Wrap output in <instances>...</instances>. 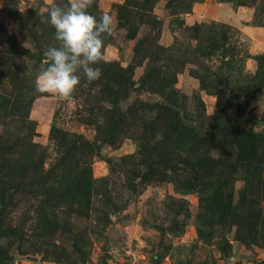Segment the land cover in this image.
<instances>
[{"label": "rangeland", "instance_id": "rangeland-1", "mask_svg": "<svg viewBox=\"0 0 264 264\" xmlns=\"http://www.w3.org/2000/svg\"><path fill=\"white\" fill-rule=\"evenodd\" d=\"M50 2L0 0V264H264V47L185 19L264 0H94L116 26L67 99L35 87Z\"/></svg>", "mask_w": 264, "mask_h": 264}, {"label": "clouds", "instance_id": "clouds-1", "mask_svg": "<svg viewBox=\"0 0 264 264\" xmlns=\"http://www.w3.org/2000/svg\"><path fill=\"white\" fill-rule=\"evenodd\" d=\"M93 4L94 0H66L60 6L51 0L48 23L55 29L54 39L58 46L44 50L47 67L35 82L36 91L67 99L82 77L88 83L100 79L102 70L96 65L105 60L102 37L111 36L116 25L107 12L99 19L92 15L89 9Z\"/></svg>", "mask_w": 264, "mask_h": 264}, {"label": "crops", "instance_id": "crops-1", "mask_svg": "<svg viewBox=\"0 0 264 264\" xmlns=\"http://www.w3.org/2000/svg\"><path fill=\"white\" fill-rule=\"evenodd\" d=\"M205 5L204 7L195 6L193 11L185 18L186 21L195 22L204 17H212L229 22L235 26H240L245 34H247L251 42V48H256L257 46L264 47V27L243 23V15H246V19L250 18L253 15V7L246 5L233 7L228 2L205 3Z\"/></svg>", "mask_w": 264, "mask_h": 264}, {"label": "water", "instance_id": "water-1", "mask_svg": "<svg viewBox=\"0 0 264 264\" xmlns=\"http://www.w3.org/2000/svg\"><path fill=\"white\" fill-rule=\"evenodd\" d=\"M190 124L197 126V133L200 135L201 134V124L200 123H190Z\"/></svg>", "mask_w": 264, "mask_h": 264}, {"label": "trees", "instance_id": "trees-1", "mask_svg": "<svg viewBox=\"0 0 264 264\" xmlns=\"http://www.w3.org/2000/svg\"><path fill=\"white\" fill-rule=\"evenodd\" d=\"M9 41V40H8ZM10 42V41H9Z\"/></svg>", "mask_w": 264, "mask_h": 264}]
</instances>
